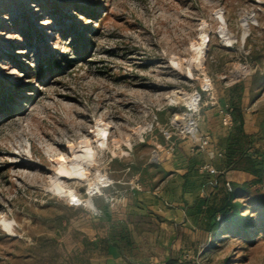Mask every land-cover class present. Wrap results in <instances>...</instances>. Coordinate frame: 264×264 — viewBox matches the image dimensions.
<instances>
[{
	"label": "rangeland",
	"instance_id": "obj_1",
	"mask_svg": "<svg viewBox=\"0 0 264 264\" xmlns=\"http://www.w3.org/2000/svg\"><path fill=\"white\" fill-rule=\"evenodd\" d=\"M232 105L247 141L226 169ZM81 143L95 153L93 187L63 179L66 195L52 193L55 159ZM191 156L204 173L220 161L227 190L262 177L237 200L258 210L242 211L246 231L196 260L264 264V0H0V224H12L0 225V264H107L86 246L98 239L124 264L162 263L183 231L160 227L136 198Z\"/></svg>",
	"mask_w": 264,
	"mask_h": 264
},
{
	"label": "crops",
	"instance_id": "obj_2",
	"mask_svg": "<svg viewBox=\"0 0 264 264\" xmlns=\"http://www.w3.org/2000/svg\"><path fill=\"white\" fill-rule=\"evenodd\" d=\"M219 155L221 152L217 157H221ZM196 159L195 156L188 157L180 169L171 164L172 178L167 186L144 192L136 198V207L157 218L160 227L174 226L183 231L178 236L171 237L170 244L161 255L164 261L158 264H203L196 259L201 257L211 237L202 229V211L206 201L220 187L229 185V181L221 177L223 165H220V161L213 163V168L210 169L213 172L208 169L204 173L197 170L201 162L197 163ZM107 254V264H124L125 257L120 256L113 246L107 249Z\"/></svg>",
	"mask_w": 264,
	"mask_h": 264
},
{
	"label": "trees",
	"instance_id": "obj_3",
	"mask_svg": "<svg viewBox=\"0 0 264 264\" xmlns=\"http://www.w3.org/2000/svg\"><path fill=\"white\" fill-rule=\"evenodd\" d=\"M232 127L225 145V168H229L233 161L244 151L247 136L243 130V120L237 106L232 105ZM262 184V177L258 175L257 180L241 185V191L236 190V185H231L232 189L227 190L220 187L218 192L211 196L205 203L202 211V229L211 237V242L218 237L230 233L241 234L246 231L245 218L241 216L242 211L258 213L256 207L248 202H237L242 192L251 191ZM256 191V190H255ZM86 246L93 248L97 253H106L110 245L102 239L95 240L92 243H86Z\"/></svg>",
	"mask_w": 264,
	"mask_h": 264
},
{
	"label": "bare ground",
	"instance_id": "obj_4",
	"mask_svg": "<svg viewBox=\"0 0 264 264\" xmlns=\"http://www.w3.org/2000/svg\"><path fill=\"white\" fill-rule=\"evenodd\" d=\"M216 18L219 22L218 34L223 39L225 43H230L232 40V36L229 32L224 28V21L220 12H216ZM241 27L244 32L247 31L248 26L246 24V20L242 19ZM204 32L201 33L202 43L204 42ZM202 43L198 46H194L193 55L197 57L198 52L201 49ZM173 100H181L182 96L178 93H173L171 95ZM173 124L175 126H179L181 129L188 127L187 121L183 117H175L173 120ZM188 131V130H184ZM95 136H96V144L99 147H103L105 144V135L107 133V126L101 123L96 124L95 126ZM56 167L52 172V175L49 177L50 188L58 196H65L66 190L62 185L63 179H71L79 182H83L89 185V187H93L92 182L89 177V170L94 167L96 164L95 153L92 149L84 144H79L76 148L71 150V159L70 161H66L64 158H56L55 159ZM2 228L6 230L8 233L12 232V224L11 222L1 220Z\"/></svg>",
	"mask_w": 264,
	"mask_h": 264
},
{
	"label": "built area",
	"instance_id": "obj_5",
	"mask_svg": "<svg viewBox=\"0 0 264 264\" xmlns=\"http://www.w3.org/2000/svg\"><path fill=\"white\" fill-rule=\"evenodd\" d=\"M224 121L226 122V123H225L226 125L230 123V122H229V115H226V118L224 119ZM206 142H207V141H203V144H206ZM219 156H221V155H219ZM209 170H210V169H209ZM210 172H213V170H210ZM226 186H228V184H226Z\"/></svg>",
	"mask_w": 264,
	"mask_h": 264
}]
</instances>
